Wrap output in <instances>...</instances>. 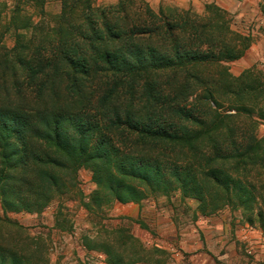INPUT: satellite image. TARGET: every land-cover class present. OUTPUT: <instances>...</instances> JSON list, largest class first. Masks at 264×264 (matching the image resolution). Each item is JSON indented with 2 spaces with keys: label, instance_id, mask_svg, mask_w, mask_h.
<instances>
[{
  "label": "trees",
  "instance_id": "trees-1",
  "mask_svg": "<svg viewBox=\"0 0 264 264\" xmlns=\"http://www.w3.org/2000/svg\"><path fill=\"white\" fill-rule=\"evenodd\" d=\"M92 3L60 0L53 15L46 0L0 10V230L22 229L8 214L38 215L71 195L81 169L95 185L87 212L177 195L201 216L254 208L264 228V136L251 132L253 114L264 122V76L252 67L235 78L223 65L248 39L213 5L197 15ZM226 102L235 115L220 113ZM7 242L0 233V264H39L22 241ZM93 248L121 263L107 245Z\"/></svg>",
  "mask_w": 264,
  "mask_h": 264
},
{
  "label": "rangeland",
  "instance_id": "rangeland-1",
  "mask_svg": "<svg viewBox=\"0 0 264 264\" xmlns=\"http://www.w3.org/2000/svg\"><path fill=\"white\" fill-rule=\"evenodd\" d=\"M142 1L154 12L170 8L203 15L208 5L225 12L230 30L249 41L241 58L223 64L226 70L236 78L254 67L264 76V16L258 6L261 0ZM92 2L94 7H104L114 5L116 0ZM13 3L14 0H0V10L7 14ZM59 6L60 0H46L45 11L57 14ZM2 43L8 49L13 47L11 32ZM207 68L211 70L207 71L210 76L218 75L216 67ZM229 107L227 102L223 103L220 113L235 115ZM239 121L243 129L245 120ZM252 121L258 123L254 132L245 129L257 138L264 136V122L256 114ZM94 190L91 173L81 169L71 195L56 200L38 215H6L7 220L22 229L7 227L4 231L3 227L0 233L6 234L8 245L22 241L25 254L40 259L39 264H109L105 254L93 248L102 244L122 257L119 264H264V228L256 220L254 208L251 214L242 208L226 207L216 214L201 216L194 212L193 201L181 202L175 195L148 199L141 204L114 203L87 212L83 203H87Z\"/></svg>",
  "mask_w": 264,
  "mask_h": 264
}]
</instances>
